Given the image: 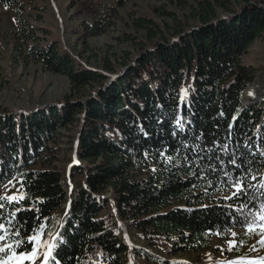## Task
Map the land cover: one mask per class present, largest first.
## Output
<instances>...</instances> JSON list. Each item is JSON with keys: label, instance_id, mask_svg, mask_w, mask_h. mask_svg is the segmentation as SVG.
Returning <instances> with one entry per match:
<instances>
[{"label": "trees", "instance_id": "1", "mask_svg": "<svg viewBox=\"0 0 264 264\" xmlns=\"http://www.w3.org/2000/svg\"><path fill=\"white\" fill-rule=\"evenodd\" d=\"M28 1L0 4L16 7L21 15ZM193 9L197 23L169 35L152 29L150 19H138L135 25L148 29L150 42L132 58L126 55L119 69L106 64L115 74L85 67L54 40L42 43L25 21L13 33L16 58L22 54L70 83L69 96L59 103L0 113V187L24 174L20 190L28 199L21 206L32 212L19 213V219L28 220L30 230L36 208L43 209L46 229L63 233L67 241L58 257L62 264H136L132 258L138 255L143 256L138 264H199L165 257L195 254L210 247L213 234L227 238L226 229L244 228L240 223L233 227L226 205L238 206L247 198L225 200L230 186L221 184L222 174L202 179L199 168L209 163V155L227 162L243 154L254 161L256 173H264V157L259 155L264 149V98L244 103L255 69L242 61L250 44L264 33V0H196ZM182 88L187 90L183 102ZM84 89L89 94L71 98ZM178 115L185 129L173 136ZM77 119L78 162L66 174L80 179L69 191L66 177L47 153L57 149L58 129ZM231 123L234 134L229 136ZM196 145L200 147L193 152ZM223 145L228 146L226 152ZM165 150L171 161L160 156ZM197 154L205 157L203 163L188 164L185 157ZM212 163L220 167L218 160ZM224 167L232 170L227 163ZM258 182L259 176L252 181ZM249 195L258 197L250 204L254 210L264 202V189L250 190ZM38 198L44 203L34 204ZM111 203L142 246H130L107 225L102 213Z\"/></svg>", "mask_w": 264, "mask_h": 264}, {"label": "rangeland", "instance_id": "2", "mask_svg": "<svg viewBox=\"0 0 264 264\" xmlns=\"http://www.w3.org/2000/svg\"><path fill=\"white\" fill-rule=\"evenodd\" d=\"M28 2L21 9V15L18 14L16 7L0 4V113L37 107L49 102L59 103L70 93L67 77L44 71L38 63L26 61L22 54L20 57H15L12 37L22 21L34 27L42 43L54 40L59 49L67 50L85 67L106 74H115V71L106 68V64H112L119 69L120 61L126 55L132 58L139 48L147 46L150 42L148 29L137 28L135 25L138 19H150L152 23L149 26L152 29L156 32L160 30L167 35L174 29L187 30L189 26L197 23L193 17L196 0H29ZM154 25H158V29ZM94 26L96 28H93ZM242 61L255 69V78L247 86L244 99L249 98L247 102L251 103L264 98V33L250 44L242 56ZM89 92L90 90L84 89L71 98L81 99ZM78 124L77 119L65 128L58 129L54 144L57 149L47 153L53 165L66 177L68 190L80 179V176L71 178L66 174L67 168L72 163L78 162L75 155V133ZM7 183L0 187V193L4 192V185ZM17 188H19L17 184L15 187L9 186L10 190L7 194L12 195ZM219 194L222 195L223 191H219ZM228 194L231 192L228 191ZM106 195H111L109 190ZM61 212L62 208L56 213ZM102 216L107 225L118 235L124 236L130 246H142L143 242L134 235L130 223L119 219L112 203L103 211ZM232 230L239 233L237 241H245L243 246H238L234 252L227 251L228 241L233 239L229 232L227 238L213 234L209 239L210 247L203 251L165 258L189 260L199 264H220L245 253L250 257L264 255V249L259 253L248 251L249 247L259 239L258 236L244 235V228ZM47 232L51 230L46 229ZM256 247L260 246L257 244ZM141 259H143L142 255L132 258L136 264L140 263Z\"/></svg>", "mask_w": 264, "mask_h": 264}, {"label": "snow or ice", "instance_id": "3", "mask_svg": "<svg viewBox=\"0 0 264 264\" xmlns=\"http://www.w3.org/2000/svg\"><path fill=\"white\" fill-rule=\"evenodd\" d=\"M181 102L187 97V90L181 89ZM251 95V93H250ZM223 115V113H221ZM233 122L236 121L237 117L233 116ZM190 122V121H189ZM176 131H173L172 135L176 136L178 132H183L185 129V121L182 116H177L176 121ZM143 132V129H141ZM147 135V133H144ZM234 134V123L228 126V135ZM202 137H197V140ZM183 147H188L187 144L182 145ZM199 145H196L192 150L197 152ZM223 150L227 151V145H223ZM245 147H248L245 144ZM205 151L211 153V149H205ZM161 157L166 160L171 161L172 157L167 155V151H161ZM255 156L256 153H250ZM259 155L264 157V149L259 150ZM148 153H145V158H147ZM205 157L196 155L194 159L185 157L188 164H196L198 167L203 163ZM209 163L203 167L199 168V173L201 178H206L208 174L216 175L221 173L220 182L224 186H230V195H225L223 198L227 201H238L242 198H247V203H240L238 206L229 203L226 205L227 208L231 209L229 213L233 218V227L235 223H240L244 227V235L249 237L258 236L259 239L256 243L251 245L248 249L249 252L259 253L261 249H264V202H261L255 210L250 207V204L258 197L249 195L250 190H260L264 189V173H256L252 168L251 164L254 162L252 160H246L244 155L241 154L239 157L233 155L229 158L227 162L220 159V157H214L209 155L207 157ZM216 159L219 161L220 167L212 163V160ZM227 163L231 165V171L227 170L224 165ZM264 163V161H261ZM246 165L248 167H246ZM206 169V170H205ZM153 171L155 169L153 168ZM3 174L0 173V176ZM23 175L21 178L12 177L8 180V183L4 185V192L0 193V264H62V260L58 258L63 246L66 245L67 241L63 236V233L57 232L52 234L51 232L46 233V225L41 222L42 208H36V216L32 221L33 227L29 230V221H20L18 214L25 212H32L31 207L21 206L24 201L28 199V194L26 192H21V188H24ZM259 176L258 183H252L256 181ZM20 184V188L16 189V192L12 195H8L9 186L15 187L16 184ZM213 181L209 179V187H211ZM71 191V187L69 188ZM207 191V189H205ZM43 204V199L38 198L37 201L33 202ZM204 207H207L204 205ZM239 214V218L235 214ZM67 215V212L65 213ZM44 220H49L48 217H43ZM211 230H209L210 232ZM225 231L230 232L233 239L228 241L227 251L234 252L238 249V246H243L245 241H237L239 233L228 228ZM47 235V238L45 236ZM216 235H223L221 232H217ZM260 247L257 248L256 245ZM224 249H222L223 251ZM99 255V253H98ZM79 259V258H77ZM172 264H176L175 261ZM220 264H264V255H256L254 257L248 256L247 253L237 257L236 259L227 260L226 262H220Z\"/></svg>", "mask_w": 264, "mask_h": 264}, {"label": "water", "instance_id": "4", "mask_svg": "<svg viewBox=\"0 0 264 264\" xmlns=\"http://www.w3.org/2000/svg\"><path fill=\"white\" fill-rule=\"evenodd\" d=\"M247 99H249V98H247ZM247 99H244V103H245V104L248 103V102H247Z\"/></svg>", "mask_w": 264, "mask_h": 264}]
</instances>
